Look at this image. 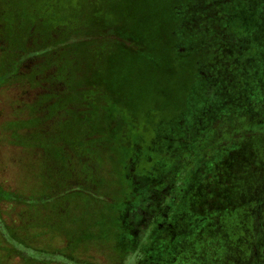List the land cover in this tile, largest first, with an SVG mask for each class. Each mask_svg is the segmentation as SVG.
Instances as JSON below:
<instances>
[{"label": "rangeland", "instance_id": "374dc122", "mask_svg": "<svg viewBox=\"0 0 264 264\" xmlns=\"http://www.w3.org/2000/svg\"><path fill=\"white\" fill-rule=\"evenodd\" d=\"M0 264H264V0H0Z\"/></svg>", "mask_w": 264, "mask_h": 264}, {"label": "trees", "instance_id": "16d2710c", "mask_svg": "<svg viewBox=\"0 0 264 264\" xmlns=\"http://www.w3.org/2000/svg\"><path fill=\"white\" fill-rule=\"evenodd\" d=\"M96 17H94V19H95ZM98 18H100V16L98 17ZM102 18V23L104 24V26L106 27V26H108L107 24L109 23L108 21H109V18L107 17V15L106 16H103V17H101ZM110 19H111V17H110ZM99 22V20H97L96 21V23H98ZM93 30H91V32H92ZM30 207H28L27 209H29ZM27 211V210H26ZM28 213L27 214H25V216L24 217H21V221H22V223L24 222V223H32V219H33V216H32V212H29V211H27ZM228 214V213H227ZM237 214L236 213H232L231 214V217L232 216H234L235 217V223H234V226H238V225H240V224H238V221H239V219H240V216H236ZM20 218V217H19ZM27 225H29V224H27Z\"/></svg>", "mask_w": 264, "mask_h": 264}, {"label": "flooded vegetation", "instance_id": "af4514ba", "mask_svg": "<svg viewBox=\"0 0 264 264\" xmlns=\"http://www.w3.org/2000/svg\"><path fill=\"white\" fill-rule=\"evenodd\" d=\"M253 169H254V166L252 167V171H253ZM249 171L252 172L251 170H249ZM236 208H237V207H236ZM237 211H241V210H237ZM237 211H236V212H237ZM240 219H241V218H240ZM240 219H239V221H238V224H240V225L242 226V225H243V224H242L243 220H242V219L240 220ZM258 222H259V221L254 222V220H253V222H252V227H253V226H254V227H257V226L259 225Z\"/></svg>", "mask_w": 264, "mask_h": 264}]
</instances>
